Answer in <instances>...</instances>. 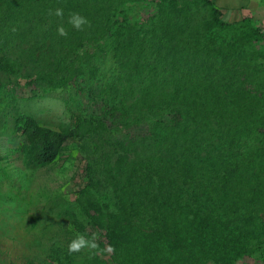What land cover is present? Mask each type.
I'll use <instances>...</instances> for the list:
<instances>
[{
  "label": "trees",
  "instance_id": "16d2710c",
  "mask_svg": "<svg viewBox=\"0 0 264 264\" xmlns=\"http://www.w3.org/2000/svg\"><path fill=\"white\" fill-rule=\"evenodd\" d=\"M143 4L154 12L136 19ZM56 8L63 18L49 15ZM73 12L88 19L83 30L68 24ZM223 14L214 0H0L9 78L26 79L34 97L92 82L89 99L103 113L53 130L18 112L28 163L49 164L69 144L116 130L103 166H90L92 225L72 215L76 231L102 233L99 248L115 252L56 246L57 264H236L264 247L262 33Z\"/></svg>",
  "mask_w": 264,
  "mask_h": 264
},
{
  "label": "rangeland",
  "instance_id": "374dc122",
  "mask_svg": "<svg viewBox=\"0 0 264 264\" xmlns=\"http://www.w3.org/2000/svg\"><path fill=\"white\" fill-rule=\"evenodd\" d=\"M152 12L151 4H143L131 13L143 19ZM251 24L256 28L253 21ZM259 29L262 33L264 27ZM263 43L258 41L255 49L264 52ZM26 81L19 75L9 78L0 67V264H57L56 246L68 245L75 232L80 233L72 215L76 214L81 224L92 225L84 212L90 166L95 161L103 166V143L109 146L108 141L117 135L116 130L108 129L103 137L96 134L87 144H69L49 164L28 163V140L15 130L14 116L18 112H29L53 130L62 129L74 115L100 118L103 113L95 111L89 99L92 82L81 81L83 91L60 86L47 90L44 97H34ZM4 108H10L8 115ZM117 121L111 117L108 122ZM236 264H264V247Z\"/></svg>",
  "mask_w": 264,
  "mask_h": 264
},
{
  "label": "clouds",
  "instance_id": "9594fccd",
  "mask_svg": "<svg viewBox=\"0 0 264 264\" xmlns=\"http://www.w3.org/2000/svg\"><path fill=\"white\" fill-rule=\"evenodd\" d=\"M49 15H55L56 17L63 18L64 10L62 8H56L54 11L50 10ZM68 24L76 30H83L84 27L89 24V21L81 14L73 12L69 14ZM57 34L61 37H67L68 31L63 25H59L57 27ZM81 219L83 220V217ZM101 240L102 233L99 232H93L91 235L76 233L74 238L69 242L67 251L69 254L80 253L83 251H87L91 254H111L115 252L114 247L110 244H107L104 249H100L99 243Z\"/></svg>",
  "mask_w": 264,
  "mask_h": 264
},
{
  "label": "crops",
  "instance_id": "0c3cea01",
  "mask_svg": "<svg viewBox=\"0 0 264 264\" xmlns=\"http://www.w3.org/2000/svg\"><path fill=\"white\" fill-rule=\"evenodd\" d=\"M214 2L222 9L224 20L236 22L248 19L253 21L256 27H264V0H214Z\"/></svg>",
  "mask_w": 264,
  "mask_h": 264
},
{
  "label": "built area",
  "instance_id": "2783aa9c",
  "mask_svg": "<svg viewBox=\"0 0 264 264\" xmlns=\"http://www.w3.org/2000/svg\"><path fill=\"white\" fill-rule=\"evenodd\" d=\"M262 39L264 41V30H262Z\"/></svg>",
  "mask_w": 264,
  "mask_h": 264
}]
</instances>
